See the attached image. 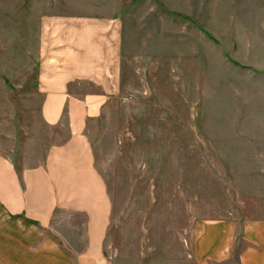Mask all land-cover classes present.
Wrapping results in <instances>:
<instances>
[{
	"label": "rangeland",
	"instance_id": "rangeland-1",
	"mask_svg": "<svg viewBox=\"0 0 264 264\" xmlns=\"http://www.w3.org/2000/svg\"><path fill=\"white\" fill-rule=\"evenodd\" d=\"M65 5L123 19V95L86 128L113 202L107 253L180 264L197 220L263 218L261 0H0V155L37 167L69 135L42 118L38 78L39 20ZM55 221L80 247L72 218Z\"/></svg>",
	"mask_w": 264,
	"mask_h": 264
},
{
	"label": "crops",
	"instance_id": "crops-1",
	"mask_svg": "<svg viewBox=\"0 0 264 264\" xmlns=\"http://www.w3.org/2000/svg\"><path fill=\"white\" fill-rule=\"evenodd\" d=\"M261 7L264 17V0ZM87 8L65 5L39 20L41 115L50 125L66 118L69 135L37 167L19 171L0 155V264H118L105 248L113 202L86 128L123 95V19ZM59 213L72 218L80 247L59 234ZM183 257L180 264H264V217L197 220Z\"/></svg>",
	"mask_w": 264,
	"mask_h": 264
}]
</instances>
